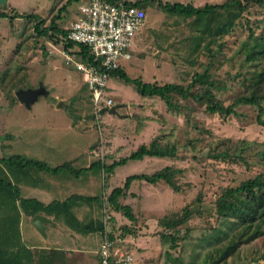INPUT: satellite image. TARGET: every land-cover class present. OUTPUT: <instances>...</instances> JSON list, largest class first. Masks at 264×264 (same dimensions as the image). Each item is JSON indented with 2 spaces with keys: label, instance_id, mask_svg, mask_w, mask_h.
Masks as SVG:
<instances>
[{
  "label": "rangeland",
  "instance_id": "374dc122",
  "mask_svg": "<svg viewBox=\"0 0 264 264\" xmlns=\"http://www.w3.org/2000/svg\"><path fill=\"white\" fill-rule=\"evenodd\" d=\"M1 1L0 9L8 13L13 10L36 13L44 18L45 24L67 2ZM218 1L221 3L225 0H199L201 4ZM77 5L74 1L66 10L61 11V20H57L60 27L69 26L76 14ZM145 14L146 26L139 34H146L148 37L146 51L142 54H147V57L136 59L138 64L131 69L126 67L131 77H140L147 82L156 79L160 83H186L195 70L202 71L207 67L218 84L225 86L215 89L216 96L224 104H229L236 96L246 93L253 82L254 71L264 65L263 59L256 60L261 55L249 57L246 51L254 37H264V5L250 2L241 10L238 7L216 9L205 18L192 21L193 17L168 14L151 1L145 7ZM33 24V20L25 18L18 17L14 22H9L8 18H0V156L22 154L38 159L45 158L53 163L55 160L51 147L60 146L64 150L68 145L81 147L86 143L85 138L93 135L95 137L96 134L98 146H111L112 155L116 158L128 155L136 149L147 136L138 133V122L118 114L127 113L130 108L135 111L133 103H145L146 97L140 95L133 84L118 77L109 78L117 84V88L110 95L117 110L115 113L107 111L102 115V121L99 120V127H103L101 135L97 124L93 122L87 91L80 85L76 92L75 85L70 82L72 74L68 77L63 74V70L52 69L54 64L61 66L64 62L61 53L56 49H61V46L48 37L37 36L32 29ZM196 26L203 28L199 33L202 41L197 46L192 44L195 41ZM250 28L253 29V34L250 33ZM155 49H158L154 53L158 58L159 55L166 57L165 59L171 58V62L179 66L176 65L175 69L163 61L159 68H154L148 61ZM66 51V55L78 56L77 51ZM71 72L75 74V71ZM40 83L53 94L41 95L31 108L20 104L15 97V90L19 87H35ZM55 94H58L68 109L63 107L56 110L49 107L46 99H51ZM175 100L179 102L180 112L174 113L165 130L153 129L151 132L152 135L157 134L158 138L167 135H163L164 131H169L176 143V156L129 159L116 167L111 184L121 185L122 180L130 174L152 173L171 164L182 168V172L176 176L180 191L173 192L169 186L164 188L160 184L153 185L146 181L151 187L148 185L144 188L142 184L139 185V180H134L131 187L142 191L143 196L140 199L129 198L134 207L136 203V220L133 223H129V219L124 220V215L119 212L112 215V207L104 202L102 219L107 216V230H111L117 237L115 244L118 249L127 250L129 253L139 252L135 264H169L164 257L167 246L161 248L160 245L159 232L163 228L157 221L170 213L180 211L185 205L195 214L180 227L183 237L172 253L183 257L187 264L192 261L194 264H204L206 249L201 248L199 241L201 236L221 223L222 219L216 209L219 195L225 189L238 186L241 181L264 170L258 154V149L264 143V125L256 121V106L237 104L236 114L220 116L218 113L207 112L203 105L190 98L175 97ZM262 119L264 120V111ZM113 132L116 133L114 142ZM85 134L89 136L85 137ZM62 135H66L60 140L63 144L56 143V137ZM219 152L226 154L218 155ZM109 154L107 151L105 157ZM124 226L130 227L133 233L123 231ZM232 235L237 250L227 257L225 264H258L262 260L264 233L256 236L247 232V235H242L237 229L232 231ZM197 251L200 255L194 259Z\"/></svg>",
  "mask_w": 264,
  "mask_h": 264
},
{
  "label": "trees",
  "instance_id": "16d2710c",
  "mask_svg": "<svg viewBox=\"0 0 264 264\" xmlns=\"http://www.w3.org/2000/svg\"><path fill=\"white\" fill-rule=\"evenodd\" d=\"M77 4L80 0H67L64 6L59 8L56 15L50 18L49 22L45 24L44 18L36 13H20L13 10L12 13L0 9V17L8 18L10 22L13 19L25 18L34 21L33 31L37 36L48 37L54 43H62L66 49L71 47H78V53L82 61L92 62V56L89 54L88 47L68 41L64 39L66 31L58 25L57 20H61V11L66 10V7L72 2ZM154 1L160 9L168 14L183 16L184 18L192 17L193 15L200 19L208 16L216 9L227 10L229 8L238 7L246 8L250 2L264 5V0H225L221 3L206 2L200 6H194L192 3H183L180 1H163V0H135L134 5L142 7L145 10L147 4ZM77 9V7H75ZM253 29L250 28V33ZM247 55L255 57L256 54L261 55L256 60H264V37H254L252 42L246 47ZM6 77V72H4ZM253 82L246 93L236 96L231 103L224 104L215 94V89H222L221 86L212 77L208 68L199 71L195 70L192 73L190 80L186 83L181 82H164L157 81L147 82L140 77H130L120 67L111 73V76L118 77L127 83L133 84L136 91L140 95L157 96L164 101L167 109L173 113H179V102L175 97L180 99L190 98L196 103L203 105L205 110L209 113H218L220 116H228L236 114L235 106L237 104L253 105L258 108L256 121L264 125L262 114L264 111V65L253 73ZM3 78V79H4ZM2 77L0 78V81ZM167 134V135H165ZM165 136H159L157 139L151 140L148 144L141 143L136 149L132 150L128 155L114 159L112 162L106 164L98 154L99 159L92 162V167L110 174L115 167L126 163L129 159H142L144 156L157 157H175L177 148L169 131L165 132ZM166 139H165V138ZM225 156V152H219L218 155ZM260 155V162L264 166V143L263 147L258 149ZM247 163V160L244 161ZM70 163L66 162L57 166H50L44 160L27 157L22 154H12L10 156H0V264H31L32 254L20 240V233L18 228L20 210L26 214H34L37 212L45 213H63L67 216H72V220L79 221L70 213L74 202L81 198H87L81 195L72 194L63 201H51L44 203L34 197H21L18 182L13 181L12 178L23 174L26 170L36 169L43 170L49 173H55L68 167ZM89 168V167H88ZM91 168V166H90ZM83 169V168H81ZM86 169V168H84ZM78 171V170H76ZM182 172V168L174 167L172 165H165L162 168L152 173H133L125 177L121 185L114 186L107 195L109 206L116 212H120L127 219L133 223L136 220V203L130 201H121L123 196L127 195L131 182L134 180H144L148 183L155 184L161 182L169 186L173 192L180 191V186L176 181L178 173ZM12 177V178H11ZM106 187L102 186V192ZM131 195L134 194L131 192ZM89 198L100 200L103 202L101 193L90 196ZM197 199V198H196ZM197 200H200L199 198ZM138 203V202H137ZM216 209L219 214L221 223L216 228H211L209 233L201 236L200 246L206 249L203 258L204 264H225L227 257L237 250L235 238L232 235L233 230H239L242 235L254 234L256 236L264 233V170L257 173L253 177L243 180L238 186L229 187L221 193L216 201ZM199 211V210H195ZM195 214L188 205H185L180 211L170 213L157 222L162 226L159 232L161 248L164 249L165 261L169 264H187L184 258L179 255H174L172 250L178 247L183 235L180 233V227L185 224ZM71 218L70 221H71ZM106 226L103 220L100 221V226L97 230L101 231L102 238L106 234ZM123 231L131 233L132 229L128 226L123 227ZM113 237L112 233H108ZM102 241V239H101ZM100 246V245H99ZM204 249V250H205ZM194 259L199 257L200 252H195ZM98 258V251H97ZM261 261L258 264H264V255L261 256ZM98 260V259H97ZM133 263V262H132ZM190 264H194L192 261Z\"/></svg>",
  "mask_w": 264,
  "mask_h": 264
},
{
  "label": "crops",
  "instance_id": "0c3cea01",
  "mask_svg": "<svg viewBox=\"0 0 264 264\" xmlns=\"http://www.w3.org/2000/svg\"><path fill=\"white\" fill-rule=\"evenodd\" d=\"M2 1H6V0H2ZM163 1H168V0H163ZM195 1L192 2L188 0H183L180 2L192 3L194 6L203 5L199 2V0H195ZM211 3H220V1L211 2ZM192 17H193L192 21H196V19L198 18L194 15ZM12 22H14V19ZM145 26H146V22L144 27ZM144 27L140 31H142ZM202 29L200 28V26H198L196 30V36L194 37L195 41L194 43L191 42L192 44H195L197 46L199 43H201L202 37L200 36L199 33L201 32ZM139 32L134 37L133 44L129 50V57H124L120 61V68L123 69L126 73H127V68L131 69L135 66V64H138L136 59L139 58L145 59L147 57V54L145 55L142 54L144 51H146L148 37L146 36V34L142 36V34L141 33L139 34ZM56 44H59V46H61L62 51L57 47L56 49H58V51L61 53L64 62L63 64H61V66L60 65L56 66L54 64L53 65L54 67H52V69L63 70L64 71L63 74H66L68 77L72 74V78H70V82L75 85L76 88L74 90L76 92L78 91L80 85L81 87L84 88V90L87 91L90 100L91 114L93 115L92 117L94 119L93 122L97 124L98 131H100V134L102 135L103 127H99V120L102 121L101 119L102 115L106 113L108 110L104 112H101L100 110L98 113H96L94 110L90 98V91L84 79V73L82 70L78 69L75 65V62L82 61L78 53L79 50L78 47L74 46L68 49L69 51H77L78 56L74 54L66 55L67 51L65 52V50L67 49L63 46V44L60 42ZM156 51H158V49L152 51L153 52L152 57L150 58V61H148V63H150L154 68H159L163 64V61L164 62L166 61L167 65L175 69H176V65L177 67L179 66L178 64L175 65L173 61L171 62L170 60L171 58L165 59L166 57H163L161 55H159L158 58V55L154 54ZM68 56L71 59H69ZM159 60L161 62H158ZM71 71H75V74H73ZM112 77L114 76H111L110 79ZM110 79L108 82V87L110 90L109 94L112 95L111 94L112 90L114 91L117 88V84H115V82L110 81ZM153 81L160 82L156 79ZM39 86H42L45 90L42 94H39L37 98L29 106H26L23 102H21L16 97V95L15 97L20 102V104H23L26 108H31L32 105L39 99L41 95L48 96L49 93L53 94V92L48 90L43 83H40L35 87L33 86L30 87L37 88ZM142 96L146 97L145 103H136V104L133 103V105H135V111H133V108H130V110L127 108L128 109L127 113H119L118 116L120 117L128 116L130 119L138 122L139 123L138 125L139 128L137 129L138 133L139 134L144 133L147 136L142 143L148 144L151 140L157 137V134L152 135L151 131L153 129L156 131L165 130L167 125L171 123V117L174 116V113L171 110L167 109L164 101L161 100L159 97H158L159 99H157L156 98L157 96H148V95H142ZM46 100L48 101L49 107H51L52 109L56 108V110H58L63 107L65 109L67 108V105L62 101V99L59 98L58 94H55L54 96L52 95L51 99H46ZM114 134L116 133L113 132V137H112L113 142L114 140H116ZM79 135L83 136V134H79ZM86 135L89 136V134H85V137ZM65 136L66 135H62L61 137H56V143L63 144L62 142H60V140H63ZM93 136L87 137V139L85 138L86 143L81 147H76L75 144L68 145V148L66 150H64L65 148L64 149L60 148V146L51 147L52 156H54L53 160H55L53 161V163H51V161H47V159L45 158L41 159L44 160L50 166H57L66 162L70 163L68 167L62 170H58L55 173H49L43 170L29 169L26 170L23 174L17 175V177L15 178L11 177L13 181L18 182L17 184L20 188L21 197H34L44 203H49L51 201H63L65 198L71 196L72 194H77L87 197L75 201L73 207L70 209L71 215H73L79 221L78 224H76L75 220H72L71 218L72 216H70V214L69 216L63 213L55 214L53 212L52 213L37 212L34 214H26L22 210H20L19 223H18L20 240L23 243V245L31 251L32 254L31 264H98L97 251L101 243L102 235H101V231L97 229L100 226V221L103 220L102 214L105 211L104 202H108L106 195H108L110 190L114 187L111 184V180H113V178L115 177L116 167L113 169V171L110 174H106L104 171L92 167V162L99 159V157H96L94 152L100 153L101 158L106 164L118 158L112 155L113 152L112 150H110L111 146H107V145L103 147L98 146V141H97L98 134H96L95 137ZM16 138H17V134H16ZM57 139H59V141ZM87 143L88 144L90 143V145L87 146ZM96 143L97 146L95 147L94 144L96 145ZM97 148L98 151L96 150ZM114 150L116 149L114 148ZM107 151H109L110 154L107 157H105ZM155 157L157 156H144L142 159L139 160H143L146 158L155 159ZM141 184L143 185L144 188L149 185L146 184L144 180H139V185ZM158 184L162 185L164 188H167L166 184H163L161 182L156 183V185ZM103 185L106 187L104 192H102ZM132 185H133V181L131 182L129 189L127 190V195L123 196L120 199L121 201H129L130 197L131 199L133 198L140 199V197L142 198L143 196L142 191L134 190L131 187ZM149 187H151V185H149ZM131 192L134 194L133 197L131 195ZM100 193L102 194L101 196L104 198L103 202H101L98 199L95 200L89 198L90 196L98 195ZM116 213H117L116 211L112 210V215H115ZM37 214L43 217V226H44L43 232H40L34 225L33 218ZM69 218H71V221ZM123 219L127 220L125 216H123ZM130 254L132 255V259H133L132 264H135V259L137 257V254H139V252L134 251L132 253L130 252Z\"/></svg>",
  "mask_w": 264,
  "mask_h": 264
},
{
  "label": "built area",
  "instance_id": "2783aa9c",
  "mask_svg": "<svg viewBox=\"0 0 264 264\" xmlns=\"http://www.w3.org/2000/svg\"><path fill=\"white\" fill-rule=\"evenodd\" d=\"M134 1L80 0L73 20L64 28V39L87 46L92 56V62L78 61L75 65L84 73L96 113L113 106L108 80L120 67L121 59L129 57L134 37L145 25V10L134 5ZM106 219L107 216L104 224ZM105 229L106 234L98 249V264H132V255L118 249L117 237L107 227Z\"/></svg>",
  "mask_w": 264,
  "mask_h": 264
},
{
  "label": "water",
  "instance_id": "95a60500",
  "mask_svg": "<svg viewBox=\"0 0 264 264\" xmlns=\"http://www.w3.org/2000/svg\"><path fill=\"white\" fill-rule=\"evenodd\" d=\"M44 88L42 86H39L37 88H32V87H28V88H18L15 91V95L16 97L23 102L26 106H29L36 98L39 94H42L44 92ZM108 110L110 113H115L116 112V106H112L108 109L103 108L101 110V112H104ZM33 222L34 225L36 226V228L40 231L43 232V217L39 214L35 215L33 218Z\"/></svg>",
  "mask_w": 264,
  "mask_h": 264
}]
</instances>
